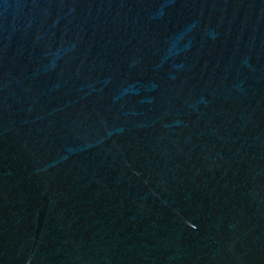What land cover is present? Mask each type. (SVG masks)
I'll use <instances>...</instances> for the list:
<instances>
[{
    "label": "water",
    "instance_id": "1",
    "mask_svg": "<svg viewBox=\"0 0 264 264\" xmlns=\"http://www.w3.org/2000/svg\"><path fill=\"white\" fill-rule=\"evenodd\" d=\"M0 264H264V0H0Z\"/></svg>",
    "mask_w": 264,
    "mask_h": 264
}]
</instances>
